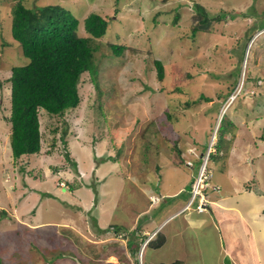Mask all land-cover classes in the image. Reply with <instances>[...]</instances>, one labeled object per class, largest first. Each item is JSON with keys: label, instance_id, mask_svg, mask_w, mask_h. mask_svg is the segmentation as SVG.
I'll return each mask as SVG.
<instances>
[{"label": "rangeland", "instance_id": "rangeland-1", "mask_svg": "<svg viewBox=\"0 0 264 264\" xmlns=\"http://www.w3.org/2000/svg\"><path fill=\"white\" fill-rule=\"evenodd\" d=\"M16 1L0 0V208L9 214L0 221L1 264H133L124 233L100 235L99 229L114 224L139 236L144 226L158 227L168 217L162 214L167 199L150 206L148 197L156 196L153 189L156 194L157 190L174 192L181 185L177 194L187 197L183 175L191 179L201 163L200 153L209 141L203 130H210L207 112L217 107L216 93L225 92L234 80V95H244L240 99L236 95L226 111L230 124L223 122L222 150L229 153L230 161L233 157L244 161L247 156L251 166L264 159V143L259 138L264 135V31H254L250 43L241 40L255 25L251 16L264 15V0H24L28 7L51 4L68 10L79 21V35L84 34L83 21L90 13L104 17L108 25L104 37L91 40L98 46L95 81L103 94L102 112L95 115L91 108L97 89L84 74L76 109L61 118L40 111L43 148L49 153L33 154L16 164L6 121L9 77L12 67L27 63L19 44L11 39L9 19ZM195 5L212 16L228 14L219 23L207 24V32L193 35L199 21ZM109 44L126 45V49L113 55ZM247 48V56H242ZM154 60L168 67L166 79L173 92L161 89L164 82L156 77ZM237 69L241 76L234 75ZM247 71L258 79L259 88L244 93L241 86ZM175 87L184 92H176ZM201 95L209 100L203 101ZM253 145L261 146L257 154L249 153ZM178 147L183 151L181 159L175 151ZM119 151V159L108 158ZM223 158H227L224 153ZM178 159L183 162L179 166ZM195 159L200 161L198 167L192 164ZM212 160H207L211 182L224 180V184L226 178L215 170ZM255 172L264 180L263 166ZM59 180L68 182L70 189L61 187ZM208 194L209 198L214 195L211 190ZM203 197L205 204L212 205ZM179 199L172 196L169 202ZM195 206L188 211L197 213ZM143 208L148 210L138 214ZM181 220H169L162 232L179 226ZM215 239L184 235L185 246L175 254H184L188 264H211L209 252L211 246L217 248ZM261 248L259 264H264L263 243ZM242 252L241 262L256 264L242 257ZM161 255L147 248L143 263L165 261ZM223 258L221 264H233L232 256Z\"/></svg>", "mask_w": 264, "mask_h": 264}, {"label": "trees", "instance_id": "trees-1", "mask_svg": "<svg viewBox=\"0 0 264 264\" xmlns=\"http://www.w3.org/2000/svg\"><path fill=\"white\" fill-rule=\"evenodd\" d=\"M39 5L28 7L24 0H18L11 9V19H9L10 33H12L11 39L19 44L20 47H18L19 49L21 48V52L27 60V63L23 66L12 67L9 77L10 107L9 117L6 121L9 123L11 156L16 164H18V161L28 159L33 154H40L42 152L49 153V151L47 152L43 148L42 131L40 130V111L45 110L50 114V117L59 116L61 118L65 112L76 109L81 102L78 87L84 74L89 77L97 89L95 100L92 102L91 108L94 109L95 115L98 111L102 112L103 102L101 101V95L103 94L95 81L98 74V68L95 63V52L98 50V46L93 45L91 40L104 37L108 25L106 19L100 15L90 13L83 21L84 34L79 35V21L71 12L56 5ZM194 8L196 15L199 17V21L192 29L193 35L196 32H207L205 28L207 24L219 23L223 20L224 15L228 14L226 12H220L212 16L200 5H195ZM237 14L238 17H244V15L240 13ZM229 16L232 19L231 15ZM262 16L264 15L251 16L255 25L246 31L244 37L241 39L243 43L246 44V42L251 39L254 31L257 33L264 29V18L262 19ZM257 22L258 25L256 27ZM125 47L126 45L115 46L109 44V48L113 55H119L126 49ZM116 50H119L120 53H114ZM245 54L246 52L242 53V56H245ZM153 65L157 79L161 83L164 82V86L161 88L164 90L163 92H173V89H169L170 84L166 79L168 67L160 60H154ZM238 74L241 76L239 69L234 72L236 77ZM243 80L241 88L244 87V93L248 92L251 88L258 90V79L254 78L250 71L245 73ZM236 88L237 82L234 80L228 83L225 92L216 93L215 101L217 102V107L207 112V117L211 119L210 125L208 126L210 130L207 131L206 128L203 129L206 132L205 135L209 137L208 140L212 135V129L214 128L216 115L220 107L225 100L235 93ZM174 89H176V92H184L178 87ZM243 95V93L238 94L236 98L240 99ZM203 96L204 95H201L199 98L203 101L209 100V98ZM227 120L225 116L221 120L216 132L214 152L209 154V160L212 158L213 162L222 156V140L225 138L224 131L226 129L223 127V122ZM94 121H96L95 118ZM211 122L213 123L211 124ZM227 122H229V120ZM259 138L264 141V135L259 136ZM196 142L197 141L194 140V143ZM175 151L181 159L182 149L178 147ZM204 151L205 149L202 152ZM119 154L120 151L113 153V156L108 158L117 160L119 159ZM65 159L67 161L70 160L68 153L65 154ZM197 160L198 159L193 160V166L197 163L198 167L200 161ZM177 161H179V159ZM182 163L183 162L179 161L176 162V165L179 166ZM192 180L193 179L190 180V183ZM187 187L189 189V186ZM186 194L188 197L189 190H187ZM8 215L5 209H0V221ZM100 230L101 235L107 232L118 235L123 232L125 248L127 252L131 253L133 264H137L136 253L141 245L140 242L145 236L143 233L136 236L127 228L114 224H109L105 229ZM163 242L164 237L161 233H158L156 239L152 241L149 246L154 249L159 248ZM108 243L109 242H106L102 246L105 247ZM109 252L110 250L108 253ZM169 264L184 263L176 260Z\"/></svg>", "mask_w": 264, "mask_h": 264}, {"label": "crops", "instance_id": "crops-1", "mask_svg": "<svg viewBox=\"0 0 264 264\" xmlns=\"http://www.w3.org/2000/svg\"><path fill=\"white\" fill-rule=\"evenodd\" d=\"M262 143H264V141H262ZM255 145H253V147ZM261 146L258 145V148H252V151H249V153L257 154L258 149H261ZM223 153L226 154V159L223 158ZM221 155V158L214 161V168L215 170H221L224 178L226 179L224 184H222L224 180H216V182L213 183L220 188L219 192L213 191V198L211 196L209 198L210 194L206 191L205 195L207 199L212 202V205H209L208 210L203 213L186 211L177 217L169 219L173 220L175 218H182V223L176 227H169V229L164 233L162 230H164V226H166L169 221H166V219L178 213L183 208L185 205L183 202L187 197L182 194H177L182 190L181 185L174 192H163V190H157L158 194H156V190L153 189V193L155 195L169 197L166 198L167 202H165L168 206L163 209L166 210V212L162 213L163 210L161 212L163 215L168 213V217L163 219L162 223L158 227L154 226V228H147V226H144L141 228V234L149 233L166 223L159 231V233H161L164 237L163 244L159 248L151 249L154 252L156 251L157 255H161V251H166V254L161 255V257L166 260H160L161 262L158 263L169 264L175 260H179L184 264H188L183 258L184 254H175V252L182 250L185 246L184 235H188L190 238L197 235L203 240L205 237L217 238L214 241L217 248L211 246L209 252V261L212 263L214 262V264H221L224 260V256H232L231 260H233V264H245L239 259V253L242 250V257L247 259L252 258L256 264L260 263V260L262 259L261 243L264 245V180L255 172V169H259L261 166L264 167V159H261L260 162H256L253 166H251V164L247 161V156L243 158L244 161H236L234 160V157L233 161H230L229 153L221 151ZM250 168L254 169V171L251 172ZM183 177L185 178L184 189L186 190L188 189L187 186L190 185L191 179H189L190 175L187 174H184ZM59 182L64 181L59 180ZM64 183H66L65 189H67L68 182ZM172 196L179 197L180 199L174 202H169V199ZM144 200H146V198ZM146 203L147 200L145 201V204ZM144 209L148 210L147 208H143L141 210L138 209V214L144 211ZM90 217H92V219L94 218L92 215H90ZM44 222H41L40 224ZM151 222L153 225L157 224L156 219ZM151 222H148L146 225H152ZM107 225L109 224L107 223L105 227ZM127 229L129 230V228ZM228 240L230 241L229 244L223 248L221 243ZM231 247L233 248L231 249ZM146 250L144 251V254ZM232 250H234L233 254L230 253ZM130 260L132 261L131 258ZM131 261L129 262L132 263ZM78 264L80 263L78 262Z\"/></svg>", "mask_w": 264, "mask_h": 264}, {"label": "bare ground", "instance_id": "bare-ground-1", "mask_svg": "<svg viewBox=\"0 0 264 264\" xmlns=\"http://www.w3.org/2000/svg\"><path fill=\"white\" fill-rule=\"evenodd\" d=\"M248 48L246 49V53L248 51ZM234 94H232L227 100H225L223 105L220 107V110H219V112L217 114L218 116H217V119H216L217 123H216L215 127L212 129V135H211V137L209 139L208 145L205 148V151L200 153L201 154V157H200L201 158V160H200L201 163L199 165V168L198 169L196 168L197 171L195 173V176L191 177V179H193V180L191 181L190 185H188L189 186V189H188L189 190V196H188L187 199H189V198H191L193 196V192H194V189L196 187L198 189L203 188V187H207L208 189H215L216 190L215 192H219V190H220V188L216 189L217 185H214L211 182L212 176L209 174V171L207 170V168H208L207 167V165H208V161L207 160H209V154L214 152V145L216 143V132H217V130L219 128L221 120L225 117V114H226L227 109L229 108V105H231V101H233L234 98L237 95V94L236 95H234ZM150 197H151V195L148 197V200L150 202V206H156V205L161 203L162 199H166L165 197L159 196V195L153 196L154 198L153 197L150 198ZM178 215H181V213L174 214L170 218L166 219V221H168L169 219H172L173 217H177ZM165 224L166 223H164V225ZM163 226L159 227L158 229H156V230H154L152 232L143 233L145 236H144L143 240L140 242L141 245L139 246V249H138V251L136 253L137 264H144L143 263V261H144V251L147 248L154 249V248H151L149 246V244L156 239L157 234L159 233V231L161 230V228Z\"/></svg>", "mask_w": 264, "mask_h": 264}, {"label": "built area", "instance_id": "built-area-1", "mask_svg": "<svg viewBox=\"0 0 264 264\" xmlns=\"http://www.w3.org/2000/svg\"><path fill=\"white\" fill-rule=\"evenodd\" d=\"M204 189H206V187H203V188H200V189H198L196 187L194 189L193 196L189 199L187 205L184 207V210H186L189 207H191L194 204L195 200H197V205H196L197 212H203V211L206 210V204L204 203L205 202L204 200L206 198L203 197L204 196V194H203V190ZM213 190H215V189H213ZM202 206H203L204 210H201L202 209Z\"/></svg>", "mask_w": 264, "mask_h": 264}, {"label": "clouds", "instance_id": "clouds-1", "mask_svg": "<svg viewBox=\"0 0 264 264\" xmlns=\"http://www.w3.org/2000/svg\"><path fill=\"white\" fill-rule=\"evenodd\" d=\"M264 31V29H262L261 31H259L258 32V34H260L261 32H263ZM257 34V33H256ZM252 41H253V39H252ZM251 41H249L248 43H250ZM9 90H10V87H9ZM9 95H10V91H9ZM42 111V110H41ZM46 116V115H45ZM50 116V115H49ZM46 117H48V116H46ZM40 123H41V128H42V118L40 117ZM41 131H42V129H40ZM61 185V187H63V188H65V183L64 182H61L60 183ZM68 190L70 189V188H67ZM209 190H211V191H215V190H213V189H208L207 187H206V189H204L203 190V194L205 195V193H206V191H209ZM190 199V198H189ZM189 199H188V201H189ZM188 201H187V203H188ZM187 203L183 206V208L178 212V213H184V212H186V211H188L189 209H190V207L188 208V209H186V210H184V207L187 205ZM196 203V205H197V200H195V202H194V204ZM209 204V203H208ZM208 204L206 203V210L205 211H203V212H206L207 210H208ZM195 208H196V206H195ZM203 212H197V213H203Z\"/></svg>", "mask_w": 264, "mask_h": 264}]
</instances>
